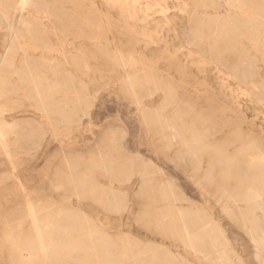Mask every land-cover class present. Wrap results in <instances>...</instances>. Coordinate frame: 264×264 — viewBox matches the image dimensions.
Segmentation results:
<instances>
[{"label": "rangeland", "instance_id": "obj_1", "mask_svg": "<svg viewBox=\"0 0 264 264\" xmlns=\"http://www.w3.org/2000/svg\"><path fill=\"white\" fill-rule=\"evenodd\" d=\"M263 13L32 0L0 14V264H264Z\"/></svg>", "mask_w": 264, "mask_h": 264}, {"label": "bare ground", "instance_id": "obj_2", "mask_svg": "<svg viewBox=\"0 0 264 264\" xmlns=\"http://www.w3.org/2000/svg\"><path fill=\"white\" fill-rule=\"evenodd\" d=\"M213 1V0H212ZM215 1V0H214ZM32 2V0H7V1H4V0H0V14L2 15L1 16V18H9V16L13 13V11H15L16 13H18L19 14V17L20 18H24V13H25V10H26V8H27V6L29 5V3H31ZM253 3V2H252ZM37 3H35V5H36ZM216 5V4H215ZM233 5V4H232ZM231 5V6H232ZM235 5V4H234ZM208 6H209V4H208ZM230 6V7H231ZM211 7V6H210ZM37 8V7H36ZM199 9V8H198ZM241 10V9H240ZM262 10V9H261ZM255 10H251V9H249V10H247V11H245V12H243V14H247L246 15V18L248 19V18H250V15L252 16V18H253V16L255 15ZM264 14V13H263ZM207 15V14H206ZM205 15V16H206ZM208 16V15H207ZM206 16V17H207ZM210 16V15H209ZM215 16V15H214ZM213 16V17H214ZM218 16V15H217ZM262 16V15H261ZM219 17V16H218ZM239 17V16H238ZM243 17V16H242ZM209 18V17H208ZM211 18V17H210ZM210 18H209V20H210ZM217 18V17H216ZM224 18V17H223ZM220 19V18H219ZM255 19V18H254ZM264 19V18H263ZM17 20H18V18H17ZM213 20V19H212ZM216 20H218V19H216ZM228 20V19H227ZM252 20V19H251ZM23 21V20H22ZM225 21H226V19H225ZM238 21V20H237ZM257 21V20H256ZM14 22V21H13ZM214 22V21H213ZM227 22V21H226ZM242 22V21H241ZM15 23V22H14ZM29 23V22H28ZM217 23H218V21H217ZM257 23V22H256ZM245 24V23H244ZM253 24V23H252ZM258 24H259V22H258ZM12 25V24H11ZM14 25V24H13ZM28 25V24H27ZM35 25V24H34ZM218 25V24H217ZM228 25V24H227ZM30 26V25H29ZM33 26V25H32ZM24 27V26H23ZM26 27V26H25ZM40 27V26H39ZM219 27V26H218ZM15 28V27H14ZM195 28V27H194ZM13 29V28H12ZM18 29V28H17ZM200 29V28H199ZM203 29V28H202ZM224 29H225V27H224ZM192 30V29H191ZM194 30V29H193ZM196 30V29H195ZM216 30H217V27H216ZM28 31H30V29L28 30ZM198 31H200V30H198ZM192 32H194V31H192ZM191 32V33H192ZM201 32V31H200ZM244 37L245 38H247L248 39V41H249V44L251 45V46H254L255 48H258V46H257V44H258V40L259 39H261V37H263V36H261V35H259V34H256V30L254 29V28H245L244 29ZM15 33H16V31H15ZM28 33V32H27ZM29 33H31V32H29ZM40 33V32H39ZM32 34V33H31ZM30 34V35H31ZM35 34V33H34ZM202 34V33H201ZM222 34V33H221ZM190 36H191V34H189ZM203 35V34H202ZM202 35H200V36H202ZM214 35V34H213ZM216 35H217V32H216ZM220 35V34H219ZM189 36V37H190ZM206 36V35H205ZM209 36V35H208ZM26 37V36H25ZM31 37V36H30ZM29 37V38H30ZM34 37V36H33ZM196 37V36H195ZM194 37V38H195ZM14 38V37H13ZM17 38V37H16ZM197 38V37H196ZM214 38V37H213ZM190 40V39H189ZM197 40V39H196ZM198 41V40H197ZM196 41V42H197ZM214 41V40H213ZM18 42H19V39H18ZM196 42H195V44H196ZM202 42H204V41H202ZM201 42V43H202ZM216 42H217V40H216ZM19 43H21V42H19ZM188 43V42H187ZM189 43H191V42H189ZM188 43V44H189ZM218 43V42H217ZM259 43H261V42H259ZM202 44H204V43H202ZM214 44V43H213ZM260 45V44H259ZM263 45V44H262ZM20 46V45H19ZM198 46H199V43H198ZM200 46H202V45H200ZM204 46V45H203ZM211 47V46H210ZM234 47V46H233ZM199 48V47H198ZM262 48V47H261ZM212 50H213V48H212ZM216 50V49H215ZM262 51V50H261ZM247 52V51H246ZM245 52V53H246ZM218 53V52H217ZM204 54V53H203ZM236 54V53H235ZM262 54V53H261ZM220 55V54H219ZM245 55V54H244ZM250 55V54H249ZM231 56V55H230ZM246 56H247V54H246ZM219 57V56H218ZM245 58V57H244ZM211 59V58H210ZM225 59V58H224ZM26 60V59H25ZM218 60V59H217ZM220 61V60H219ZM218 61V62H219ZM227 61V60H226ZM243 61H247L246 60V58L245 59H243ZM216 62V61H215ZM253 62V61H252ZM26 63H28V61L26 62ZM50 63V62H49ZM220 63V62H219ZM242 63V62H241ZM247 63V62H246ZM226 64H228L227 62H226ZM236 64V63H235ZM239 64V63H238ZM54 65V64H53ZM252 65V64H251ZM237 66H239V65H237ZM235 67H236V65H235ZM253 67H254V65H253ZM233 68V67H232ZM238 68V67H237ZM248 68V67H247ZM250 68V67H249ZM252 68V67H251ZM43 69V68H42ZM233 69H235V68H233ZM243 69V68H242ZM254 69V68H253ZM228 70V69H227ZM245 70V69H244ZM240 71V70H239ZM250 71H251V69H250ZM249 71V72H250ZM254 71V70H253ZM40 72V71H39ZM235 72H237L236 70H235ZM38 73V72H37ZM34 74V73H33ZM252 74V73H251ZM235 75V74H234ZM253 75V74H252ZM32 76V75H31ZM251 76V75H250ZM72 77H74V76H72ZM235 77H237V74H236V76ZM252 78V77H251ZM250 78V79H251ZM34 79V78H33ZM36 80V79H35ZM247 80V79H246ZM38 81H40V80H38ZM35 82V81H34ZM41 84V83H40ZM72 84V83H71ZM74 84V83H73ZM34 85H35V83H34ZM59 85V84H58ZM57 87V86H56ZM75 87V86H74ZM258 87V86H257ZM49 88V87H48ZM59 88H60V86H59ZM157 88V87H156ZM264 90V89H263ZM45 91V90H44ZM55 90L53 89V92H54ZM252 91V90H251ZM253 92V91H252ZM50 93V92H49ZM49 93H45V94H48L49 95ZM56 92H54V94H55ZM151 93V92H150ZM53 94V93H52ZM254 94V93H253ZM256 94V93H255ZM47 95V96H48ZM256 95H258V94H256ZM261 95H262V93H261ZM40 96V95H39ZM51 96V95H50ZM43 97H44V95H43ZM257 97V96H256ZM40 99H41V97H40ZM45 99V98H44ZM72 99V98H71ZM259 99V98H258ZM43 100H41V104L43 103L42 102ZM78 101H81V100H78ZM259 101H260V99H259ZM73 102H74V100H73ZM76 102V101H75ZM46 103V102H45ZM51 103V102H50ZM47 104H48V102H47ZM67 104V103H66ZM65 104V105H66ZM81 104V103H80ZM44 106V105H43ZM67 107V106H66ZM65 107V108H66ZM69 108H70V106H69ZM72 109V108H71ZM69 110V109H68ZM58 112V111H57ZM66 112V111H65ZM156 112V111H155ZM60 113V112H59ZM156 115V114H155ZM66 116V115H65ZM67 117V116H66ZM158 117V116H157ZM160 120V119H159ZM165 121V120H164ZM205 123V122H204ZM162 127V126H161ZM159 128V127H158ZM168 128H169V130H170V128L171 127H169L168 126ZM175 129V128H174ZM177 130V129H176ZM174 131V130H173ZM179 132V131H178ZM177 133V132H176ZM209 133V132H208ZM185 135V134H184ZM1 137H2V135H1ZM195 138H197V137H199V136H194ZM3 139V138H2ZM165 140H166V138H165ZM197 140V139H196ZM167 141V140H166ZM185 141V140H184ZM177 142V141H176ZM181 143V142H180ZM186 143V142H185ZM228 143V142H227ZM169 144V143H168ZM181 144H183V143H181ZM180 144V145H181ZM211 144V146H212V143H210ZM197 146V145H196ZM202 146V145H201ZM208 146V145H207ZM251 146V145H250ZM224 147H226V146H224ZM188 148V147H187ZM192 148V147H191ZM227 148V147H226ZM229 148V147H228ZM240 148V147H239ZM225 149V148H224ZM223 149V150H224ZM241 149V148H240ZM240 149H238L237 151H239ZM242 149H243V147H242ZM244 149H246V148H244ZM221 150V149H220ZM261 150V149H260ZM181 151V150H180ZM218 151H219V149H218ZM222 151V150H221ZM244 151V150H243ZM246 151V150H245ZM219 153V152H218ZM183 154V153H182ZM220 154V153H219ZM222 154V153H221ZM241 154H242V152H241ZM200 155V154H199ZM224 155V154H223ZM237 155V154H236ZM7 156H8V153H7ZM182 156V155H181ZM219 156V155H218ZM238 157L240 156V155H237ZM236 156V158H238ZM185 157V156H184ZM220 157H221V155H220ZM219 158V157H218ZM224 158V157H223ZM10 159V158H9ZM213 159H216V158H213ZM212 159V160H213ZM225 160H227L226 158H224ZM235 159V158H234ZM230 159H228V161H229ZM237 160V159H236ZM259 160V159H258ZM196 161V160H195ZM218 161V160H217ZM216 161V162H217ZM232 161V160H231ZM235 161V160H234ZM249 161V160H248ZM262 161V160H261ZM191 162V161H190ZM214 162V161H213ZM215 162V163H216ZM227 161H225L224 163H226ZM257 162V161H256ZM182 163V162H181ZM228 163V162H227ZM231 163V162H230ZM236 163V162H235ZM246 163V162H245ZM245 163H244V165H245ZM233 164V163H232ZM239 164H240V162H239ZM209 165V164H208ZM226 165V164H225ZM237 165V164H236ZM200 166V165H199ZM211 166H214L213 164L211 165ZM247 166V165H246ZM225 167V166H224ZM242 169V168H241ZM244 169V168H243ZM262 169V168H261ZM244 172V171H243ZM222 173V172H221ZM245 173V172H244ZM248 173V172H247ZM257 173V172H256ZM263 174V173H262ZM206 175H209L210 176V178H211V175L210 174H206ZM246 175V174H245ZM258 175V174H257ZM247 176V175H246ZM261 176V175H260ZM218 178V177H217ZM206 179V178H205ZM209 179V178H208ZM229 179H231V177L229 178ZM245 179V178H244ZM260 179V178H259ZM207 181V180H206ZM214 181V180H213ZM242 181V180H241ZM262 182H263V180H262ZM245 183V182H244ZM255 183V182H254ZM210 184V183H209ZM244 186V185H243ZM242 186V187H243ZM246 186V185H245ZM244 186V187H245ZM249 186V185H248ZM254 188V187H253ZM175 190V189H174ZM242 190V189H241ZM110 192V191H109ZM246 192V191H245ZM250 193V192H249ZM107 194V193H106ZM115 194V193H114ZM228 194V193H227ZM242 194H243V192H242ZM245 194V193H244ZM238 195V194H237ZM246 196V195H245ZM166 197V196H165ZM260 197V196H259ZM105 198V197H104ZM103 198V199H104ZM107 199V198H106ZM231 199V198H230ZM177 199H175V201H176ZM104 201V200H103ZM172 201V200H171ZM106 202V201H105ZM111 205V204H110ZM229 208V207H228ZM238 208V207H237ZM260 208V207H259ZM173 209V208H172ZM176 209V208H175ZM170 210V209H169ZM171 211V210H170ZM176 211V210H175ZM179 211V210H178ZM172 212V211H171ZM181 212V211H180ZM194 212V211H193ZM174 213V212H173ZM172 213V214H173ZM197 213V212H196ZM167 215V214H166ZM174 215V214H173ZM177 215V214H176ZM182 215V214H181ZM181 215H178V216H181ZM184 216V215H183ZM182 217V216H181ZM243 219V218H242ZM184 220V219H183ZM244 221V220H243ZM175 223V222H174ZM35 224H36V222H35ZM211 225V224H210ZM185 227H187L186 226V224H185ZM56 228V227H55ZM188 229V228H187ZM186 230V229H185ZM186 233H187V231H186ZM248 234V233H247ZM219 236V235H218ZM53 237H54V235H53ZM41 238V237H40ZM254 239V238H253ZM252 239V240H253ZM182 240V239H181ZM66 242V241H65ZM43 243V242H42ZM62 244V243H61ZM223 244V243H222ZM43 245V244H42ZM228 248V247H227ZM45 249V248H44ZM114 252V251H113ZM68 253V252H67ZM259 253H261V252H259ZM47 254V253H46ZM218 255V254H217ZM260 255V254H259ZM150 261V260H149ZM153 261L151 260V263H152ZM70 263V262H69ZM128 263V262H127ZM150 263V264H151Z\"/></svg>", "mask_w": 264, "mask_h": 264}]
</instances>
